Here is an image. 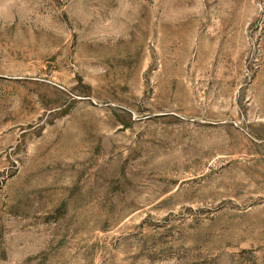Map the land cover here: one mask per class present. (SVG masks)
I'll use <instances>...</instances> for the list:
<instances>
[{
  "label": "rangeland",
  "instance_id": "1",
  "mask_svg": "<svg viewBox=\"0 0 264 264\" xmlns=\"http://www.w3.org/2000/svg\"><path fill=\"white\" fill-rule=\"evenodd\" d=\"M0 264H264V0H0Z\"/></svg>",
  "mask_w": 264,
  "mask_h": 264
}]
</instances>
